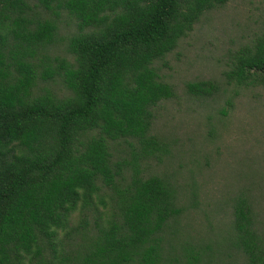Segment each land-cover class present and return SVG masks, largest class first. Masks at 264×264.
<instances>
[{
	"label": "trees",
	"instance_id": "obj_1",
	"mask_svg": "<svg viewBox=\"0 0 264 264\" xmlns=\"http://www.w3.org/2000/svg\"><path fill=\"white\" fill-rule=\"evenodd\" d=\"M227 1L0 0V264H212L174 253L164 232L184 213L177 191L142 164L165 151L153 108L174 97L156 63ZM257 74L264 28L226 76L264 85ZM229 204L227 245L240 264H264V194L241 188Z\"/></svg>",
	"mask_w": 264,
	"mask_h": 264
},
{
	"label": "rangeland",
	"instance_id": "obj_2",
	"mask_svg": "<svg viewBox=\"0 0 264 264\" xmlns=\"http://www.w3.org/2000/svg\"><path fill=\"white\" fill-rule=\"evenodd\" d=\"M62 24L66 38L72 29L66 32ZM263 28L264 0H228L203 14L155 65L174 97L153 108L150 133L165 151L146 160L142 170L144 177L166 178L177 191L184 213L172 224L174 235L164 232L170 245L178 243L176 255L184 246L211 255L212 264H240L225 241L232 221L229 200L246 187L264 194V85L237 86L226 75ZM202 81L214 85L210 96L188 92L187 84ZM115 146L118 158H130L128 145Z\"/></svg>",
	"mask_w": 264,
	"mask_h": 264
}]
</instances>
